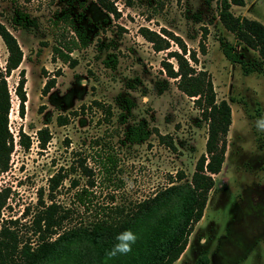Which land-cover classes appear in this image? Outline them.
<instances>
[{"label":"rangeland","instance_id":"obj_1","mask_svg":"<svg viewBox=\"0 0 264 264\" xmlns=\"http://www.w3.org/2000/svg\"><path fill=\"white\" fill-rule=\"evenodd\" d=\"M110 1L117 14L97 0H0V20L7 25L15 7L37 22L29 28L9 25L23 57L7 76L12 147L8 167L0 172V189L9 187L10 194L1 216L18 219L20 234L34 243L38 234L29 222L41 201L49 202L48 181L55 172L68 173L54 191V198L72 210L64 226L87 222L99 205H128L152 195L171 184V176L176 184L190 182L195 162L205 152L208 124L194 97L177 86L178 77L170 76L165 66L167 61L177 69L169 51H181L179 46L169 37L170 46L156 50L141 33L145 27L165 38L176 35L196 50L198 62L188 57L190 64L207 70L216 98H225L231 106L226 159L213 174L202 217L171 264H264V134L253 124L264 115V60L256 50L237 44L224 28L217 15L219 0ZM231 10L264 23V0H245ZM63 11L79 17L88 37L85 46L71 52L77 59L74 66L51 58L57 31L52 20ZM220 39L235 43L247 64L227 59ZM6 56L0 37L2 66ZM20 68L26 75L23 114L14 91ZM52 77L54 85L42 93L44 82ZM135 123L150 130L148 138L127 139V129ZM157 131L171 138L173 146L160 141ZM83 157L91 175L80 167ZM105 164L111 166L108 171ZM178 174L182 178H176ZM72 179L75 186H70ZM87 183L92 202L86 210L77 193ZM173 216L167 212L166 217ZM68 244L81 255L91 251L82 240ZM54 264L74 261L60 256Z\"/></svg>","mask_w":264,"mask_h":264},{"label":"trees","instance_id":"obj_2","mask_svg":"<svg viewBox=\"0 0 264 264\" xmlns=\"http://www.w3.org/2000/svg\"><path fill=\"white\" fill-rule=\"evenodd\" d=\"M97 2L106 11L118 13L113 1L97 0ZM244 4L245 0H219L218 19L225 29L232 32L237 44L256 50L258 56L264 60V23L256 18L235 14L231 10L232 5ZM55 16L52 26L57 31L55 42L52 44V61L60 60L69 66H74L77 59L71 55V52L88 43L86 31L78 24L79 17H74L68 11L57 13ZM7 21L13 29L19 26L29 28L37 24L35 18L18 7L14 8ZM9 25L0 20V37L7 50L5 64L3 66L0 64V172L8 167L12 147V137L8 131L11 95L7 76L19 67L23 57L20 43ZM141 33L153 42L156 50L168 48L169 37L179 46L181 51L176 49L169 51L170 56L176 59L177 69L174 70L172 64L167 61L165 66L170 76L178 77L177 86L187 95L194 97V102L201 110V116L208 124L205 152L201 153L195 162L190 182L185 185L176 184L171 176L169 180L171 184L157 189L152 195L128 205L123 203L99 205L87 222L79 221L64 226L63 221L70 217L72 210L54 198V191L68 173L55 172L48 181L49 202L41 201L34 218L29 222L33 231L38 234L34 243L31 238H24L20 234L18 219L1 216V209L10 194V188L3 187L0 189V264H54L60 256L71 258L74 264H104L105 252L116 243V235L126 229H131L138 237L132 251L127 255L118 256L108 264H171L185 249L195 223L203 215L209 190L214 184L213 174L220 171L224 158L226 159L227 133L232 123L231 106L225 98H216L207 70L196 69L190 64L188 57L198 62L196 50L187 48L182 39L176 35H167L165 38L145 27L141 29ZM220 47L224 56L230 61L239 62L242 66L247 64L244 55L236 50L235 43L220 39ZM199 48L202 53L206 52L205 44L201 40ZM187 51L189 56L186 57L184 54ZM19 74L14 91L19 98L20 112L23 114L27 99L25 69L20 68ZM54 78L44 82L42 93H47L54 85ZM39 132L41 133L42 129ZM149 135L150 130L140 123L129 125L126 133L127 139L131 142L145 140ZM157 135L160 141L173 146L172 139H167L166 134L157 131ZM22 136L24 133L20 135L21 140ZM84 158L79 162L80 167L85 174L91 175L92 169L84 163ZM108 160L115 165L114 159L108 157ZM110 167L105 164L106 171ZM176 178H182V175L178 174ZM88 183L93 185L94 180L89 179ZM88 183L77 193L78 201L86 210L92 202L89 198L92 193L89 189L91 186ZM75 185L76 181L72 179L70 186ZM167 212H173L174 216L166 217ZM80 240L86 242L87 248L91 249L86 255H81L68 244Z\"/></svg>","mask_w":264,"mask_h":264},{"label":"clouds","instance_id":"obj_3","mask_svg":"<svg viewBox=\"0 0 264 264\" xmlns=\"http://www.w3.org/2000/svg\"><path fill=\"white\" fill-rule=\"evenodd\" d=\"M82 86H87L86 81H81ZM255 130L259 134H264V115L257 117L253 121ZM137 235L131 229L121 231L116 235V243L105 252L104 264H108L109 261L114 260L118 256L127 255L132 251L133 245L137 241ZM206 243L205 240H201V244Z\"/></svg>","mask_w":264,"mask_h":264}]
</instances>
